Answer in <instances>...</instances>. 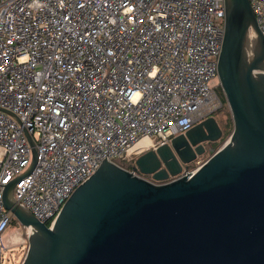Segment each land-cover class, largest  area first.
<instances>
[{
    "label": "built area",
    "instance_id": "built-area-1",
    "mask_svg": "<svg viewBox=\"0 0 264 264\" xmlns=\"http://www.w3.org/2000/svg\"><path fill=\"white\" fill-rule=\"evenodd\" d=\"M249 3L264 40V0ZM223 33L224 0H0V264L31 232L11 226L6 184L50 227L103 157L131 171L120 157L139 138L167 143L224 107Z\"/></svg>",
    "mask_w": 264,
    "mask_h": 264
},
{
    "label": "water",
    "instance_id": "water-1",
    "mask_svg": "<svg viewBox=\"0 0 264 264\" xmlns=\"http://www.w3.org/2000/svg\"><path fill=\"white\" fill-rule=\"evenodd\" d=\"M263 70L249 0H224L217 76L231 115L227 139L207 148L222 138L211 115L139 154L131 171L105 156L50 227L6 184L4 208L31 228L21 264H264ZM27 139L29 172L36 149ZM205 154L193 174L168 181Z\"/></svg>",
    "mask_w": 264,
    "mask_h": 264
},
{
    "label": "rangeland",
    "instance_id": "rangeland-1",
    "mask_svg": "<svg viewBox=\"0 0 264 264\" xmlns=\"http://www.w3.org/2000/svg\"><path fill=\"white\" fill-rule=\"evenodd\" d=\"M214 83L217 84V82H214ZM215 89H216V91H217V93H218L219 96L220 95L221 96L223 95L222 89H221V87L219 85V81H218V85H216ZM212 116H214L216 118V120L219 122V124L221 123L222 120L226 119L227 117H230L231 118L230 111H229V108H228L227 104L223 108L215 111L212 114ZM156 139L157 138H156L155 135H145V136H142L141 138H139V140L137 142H135L131 147H129L126 150V152H124L121 155L120 161L123 162L124 165H127L128 167H130V164L132 162H134V160L136 159V157L138 156V154H140V153L145 152L146 150H148V148H150V146H151V143L153 141H155ZM225 139H227V137ZM222 142H221V144H222ZM133 151H137V153H133ZM206 158H207V156L205 155V156H202L200 159L201 160H205ZM15 230L16 229H12V228L7 229L2 234L1 240L4 242L5 239L8 237V235H10L11 233H13ZM25 248H26L25 245H21V244H19V245L18 244L13 245V247L10 250H8V251L5 252V262H4V264H20L21 261L23 260L24 254H25Z\"/></svg>",
    "mask_w": 264,
    "mask_h": 264
},
{
    "label": "trees",
    "instance_id": "trees-1",
    "mask_svg": "<svg viewBox=\"0 0 264 264\" xmlns=\"http://www.w3.org/2000/svg\"><path fill=\"white\" fill-rule=\"evenodd\" d=\"M223 103H224V106H226V101H225V98L224 96L220 95ZM223 108V107H222ZM220 126L222 128V138H221V142L228 136V134L230 133L231 129H232V122H231V118L230 117H227L226 119L222 120L221 123H220ZM221 142L218 144V146L221 144ZM11 226H15L17 224L16 220L15 219H11Z\"/></svg>",
    "mask_w": 264,
    "mask_h": 264
},
{
    "label": "flooded vegetation",
    "instance_id": "flooded-vegetation-1",
    "mask_svg": "<svg viewBox=\"0 0 264 264\" xmlns=\"http://www.w3.org/2000/svg\"><path fill=\"white\" fill-rule=\"evenodd\" d=\"M221 142V139L218 140V141H215V142H212L207 148L208 149H211V148H217L218 147V144ZM207 156V154H205ZM203 155V156H205ZM198 157H202V156H198ZM144 177L148 178L149 176L148 175H143Z\"/></svg>",
    "mask_w": 264,
    "mask_h": 264
},
{
    "label": "clouds",
    "instance_id": "clouds-1",
    "mask_svg": "<svg viewBox=\"0 0 264 264\" xmlns=\"http://www.w3.org/2000/svg\"><path fill=\"white\" fill-rule=\"evenodd\" d=\"M25 59H26V57H25ZM136 95H137V97H139V95H140V94H139V93H137Z\"/></svg>",
    "mask_w": 264,
    "mask_h": 264
}]
</instances>
